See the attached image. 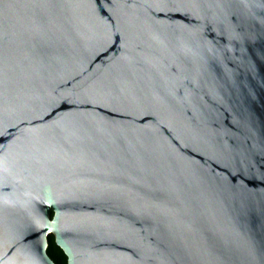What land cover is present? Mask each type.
<instances>
[{"label": "water", "instance_id": "95a60500", "mask_svg": "<svg viewBox=\"0 0 264 264\" xmlns=\"http://www.w3.org/2000/svg\"><path fill=\"white\" fill-rule=\"evenodd\" d=\"M264 264V0H0V264Z\"/></svg>", "mask_w": 264, "mask_h": 264}, {"label": "trees", "instance_id": "16d2710c", "mask_svg": "<svg viewBox=\"0 0 264 264\" xmlns=\"http://www.w3.org/2000/svg\"><path fill=\"white\" fill-rule=\"evenodd\" d=\"M47 253L55 264H67L66 256L64 255L63 251L56 246L51 235L48 237Z\"/></svg>", "mask_w": 264, "mask_h": 264}]
</instances>
